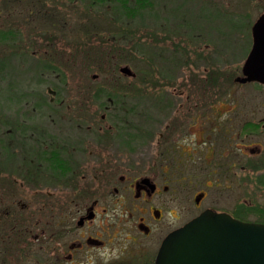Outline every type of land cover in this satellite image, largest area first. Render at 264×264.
<instances>
[{"label": "flooded vegetation", "instance_id": "1", "mask_svg": "<svg viewBox=\"0 0 264 264\" xmlns=\"http://www.w3.org/2000/svg\"><path fill=\"white\" fill-rule=\"evenodd\" d=\"M19 37L18 30L6 31L0 37L3 40L0 104L3 100L11 103V99L15 104L20 103L17 111L15 106H11L14 107L11 112L0 107V240L4 237L3 241L13 239L19 242L17 251L24 257L37 245L42 252L39 257L44 256L45 264H155L156 253L165 235L206 209L227 212L237 219L246 220L237 214L243 212L244 201L235 203L237 211L235 209L234 212L205 203L213 188H231L220 180L237 182L241 186L247 164L256 169L264 166V162L261 163L264 161L263 146L245 142L246 128L253 132L249 134H256L261 123L254 120L246 122L237 117L240 110L230 105L235 101L229 97L236 98V103H244L243 94L229 95L219 101L209 94L212 93L210 84H200L203 87L200 94L195 85L185 106L181 98L168 101L173 103L168 105L171 117L170 121H165L166 126L162 130L160 121L158 126H154L149 117L141 113L137 116V112L130 110H110L119 116L109 120V108L115 103L117 109H123V101L119 99L128 97L125 95L107 94L108 103L98 99L104 95H94L86 102L90 101L95 107L72 120L65 114L73 112L38 110L37 96L32 95V89L27 95L26 87L28 84L36 86V79L22 81L4 77L7 67L11 71H16L17 66L18 71L25 70L23 58L27 59V64L34 59L36 49L28 44L23 46ZM245 61L246 58L241 66L242 77ZM32 69L29 67L26 71ZM182 81L191 82L175 79L177 84ZM22 82L28 84L23 85ZM233 82L238 86L256 83L264 88V82L257 79L245 82L233 79ZM56 98V91L52 90L48 102L54 103ZM26 101L30 102L29 109L22 106ZM215 103L219 104L215 106ZM97 107L103 110L98 111ZM178 108L181 110L179 116L182 108L185 109L183 114L189 113L186 136L178 138L182 143L187 141L189 146L185 148L184 144L175 142L162 147L157 137L161 138L164 131L165 140H175L170 130L174 131L176 127H167L168 122L174 120L175 124H183L182 118L175 115ZM7 112L9 115L13 113L14 128L6 122ZM65 118L69 119V126L60 132L57 130L61 127L60 120ZM12 135L14 142H3L4 136ZM219 139L224 141L220 149L224 151L216 153L211 141ZM204 143H209L205 153L210 152L205 158L212 160L214 154L216 156V164L206 174L171 171L170 168L175 167L176 171L177 166L187 162L196 166L201 156L198 146ZM193 180L201 183L208 180L210 184L195 189L191 196L193 206L190 215L183 221L180 214L173 215L174 224L161 235L165 193L173 192L174 198H178L181 185ZM171 181L176 182L173 188L168 184ZM117 209H120V218L116 216ZM107 211L114 213L108 214ZM133 232L143 238H153L155 247L152 250L145 247ZM0 264H5V260L0 258Z\"/></svg>", "mask_w": 264, "mask_h": 264}, {"label": "rangeland", "instance_id": "2", "mask_svg": "<svg viewBox=\"0 0 264 264\" xmlns=\"http://www.w3.org/2000/svg\"><path fill=\"white\" fill-rule=\"evenodd\" d=\"M131 1L136 8L131 10L132 15L125 16L113 0L101 3L97 0H0V32L18 30L23 46L28 44L27 46L36 49L33 55L35 60L27 64V59L23 58L25 70L22 68L18 71L17 66L16 71H11L7 67L4 77L22 81L36 79V86L30 87L28 83H22L28 84L27 95L32 89V95L37 96L38 110L73 112L65 114L72 120L82 112L93 109L95 104L86 101L94 95H101V91L128 96L119 99L123 101V109H117L115 103L109 108L108 119L119 116L111 111L130 110L137 112V116L146 115L154 126H158L160 121L161 130L166 126L165 121H170L171 117L168 105L172 106L173 103L168 101L181 98L185 106L191 99L187 96H192L194 86L197 85L196 90L200 94L203 93L200 84L208 83L212 90L209 94L216 97L215 100L220 101L229 95L245 96L244 103H236V98L229 97V100L235 101L230 105L240 110L237 117H242L246 122L254 120L261 123L256 134H249L253 132H248L246 128L245 142L260 144L264 151V88L256 83L238 86L233 82L234 78L241 75L242 63L251 46L250 28L264 12V0H150L148 7H142L144 5L137 0ZM2 41L0 38V55L3 52ZM123 65H128L135 75L121 73L119 66ZM29 67L33 69L26 71ZM177 78L194 82L187 84V81H182L177 84ZM22 87L24 91L25 88ZM47 87L56 91L54 103L48 102L51 92H48ZM103 95L105 97L98 99L108 103L106 94ZM60 100L62 102L57 103ZM4 102L6 100H3L0 107L8 109V112L17 111L20 105L18 102L15 104L12 99L11 103ZM29 103L26 101L22 106L29 109ZM130 106L134 108L130 109ZM96 109L103 110L98 107ZM182 109L181 116L179 108L175 115L182 118L180 121L183 124H175L173 120L167 126L176 127L174 131L170 130L175 140H165V131L161 138L157 137L161 140L162 147H167V143L177 142L188 148L187 141L182 143L178 140L186 136L185 127L187 128L190 118L189 113L183 114L185 109ZM8 112L6 122L14 128L13 113L9 115ZM63 120H60V128L54 126L60 132L64 131L63 127L69 126V119ZM56 121L59 122V119ZM13 132L14 129L11 133ZM187 136L191 137L190 134ZM4 137L3 142H14L13 135ZM211 142L215 147L214 152L224 151L220 150L224 141L219 139ZM208 144L198 146L201 156L196 166L187 162L177 166L176 171L175 167L170 168L171 171L206 174L216 164L215 154L212 160L205 158L210 154L205 153ZM245 169L241 186L237 182L220 180V183L231 188H213L205 203L234 212L235 203L244 201L242 210L245 213L237 214L246 220L264 222V166L256 169L247 164ZM207 183L210 184V181L201 183L193 180L183 183L178 198H174L173 192L165 193L161 235L174 224L173 215L180 214L181 221L190 215L193 206L191 196L195 189L205 188ZM168 184L173 188L176 182ZM116 216L121 217L120 209H117ZM133 234L138 235L136 232ZM139 237L145 247L150 250L155 247L153 238ZM3 240H0V258L5 260V264H45L44 256L39 257L42 252L37 249V245L33 246L30 254L26 252L24 257L17 251L20 249L19 242L13 239Z\"/></svg>", "mask_w": 264, "mask_h": 264}, {"label": "water", "instance_id": "3", "mask_svg": "<svg viewBox=\"0 0 264 264\" xmlns=\"http://www.w3.org/2000/svg\"><path fill=\"white\" fill-rule=\"evenodd\" d=\"M252 29L253 45L243 65L244 76L236 79L264 82V13ZM120 71L134 75L127 65ZM155 264H264V223L206 209L163 238Z\"/></svg>", "mask_w": 264, "mask_h": 264}, {"label": "trees", "instance_id": "4", "mask_svg": "<svg viewBox=\"0 0 264 264\" xmlns=\"http://www.w3.org/2000/svg\"><path fill=\"white\" fill-rule=\"evenodd\" d=\"M93 0H91V2H92ZM99 3H101V2H104V1H106V0H97ZM113 1H115V5L119 8V9H121V13H123V15H132L133 14V12H131V10L133 11L135 8H136V6L135 5H133V2L131 1V0H113ZM137 1H139V3L140 4H143L144 6H142V7H148V5L150 4V0H137ZM141 10L142 9H140V13H141ZM131 12V13H130ZM139 14V13H138ZM137 15V14H136ZM130 17H132V16H130ZM100 94H108V95H110V93H105V92H102L101 91V93ZM262 177H263V179H264V174H262ZM248 210V209H247ZM242 213H245V211L244 212H242ZM263 213V216H264V212H262Z\"/></svg>", "mask_w": 264, "mask_h": 264}]
</instances>
